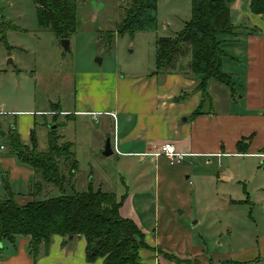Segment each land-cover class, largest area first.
Here are the masks:
<instances>
[{
  "label": "crops",
  "instance_id": "1",
  "mask_svg": "<svg viewBox=\"0 0 264 264\" xmlns=\"http://www.w3.org/2000/svg\"><path fill=\"white\" fill-rule=\"evenodd\" d=\"M230 17L234 32L220 38L226 57L222 70L224 65L238 67L242 62L240 79V71L232 78L236 97L230 99L222 90V97L209 93L210 105L205 103L202 114L195 117L202 97L195 92L196 81L183 75L179 64L171 74L156 75L154 69L142 78L110 73L78 75L73 110L61 109L58 103L56 111L37 109V83L21 65L0 69V132L4 134L0 137L7 147L1 157L0 176L11 191L19 194L14 188L25 186V194H20L32 199L30 189L37 182L33 170L10 152L11 134L29 147L31 131L36 133L55 116L57 132L63 143L72 145L77 166L82 159L95 160L96 150L106 139L117 159H138L136 163L120 162L115 174L107 176L105 172L98 189L121 202V217L137 225L149 246L168 253L175 246L179 228L176 208L187 210L190 218L194 212L227 211L229 221L248 226L251 247L236 254L238 263L264 262V17L253 15L246 0H234ZM72 123L70 132L67 128ZM114 144L120 155L114 152ZM163 144L173 145L186 157L170 164L157 155ZM214 162L216 173L210 168ZM77 170L71 173L75 175ZM58 195L55 190L49 197ZM221 197L228 202L222 203ZM199 223L197 219L193 225ZM28 242L24 237L13 243L1 242L0 264H103L102 260L87 262L86 242L80 236H53L47 246L39 247L36 256L30 253Z\"/></svg>",
  "mask_w": 264,
  "mask_h": 264
},
{
  "label": "rangeland",
  "instance_id": "2",
  "mask_svg": "<svg viewBox=\"0 0 264 264\" xmlns=\"http://www.w3.org/2000/svg\"><path fill=\"white\" fill-rule=\"evenodd\" d=\"M69 2L76 12V31L68 39L69 50L65 52L61 46V40L59 41L48 27L38 24L37 12L32 0H0V19L2 17L0 20V69L10 68V65H21L34 76L33 79L37 83V109L49 107L48 109L56 111L55 104L59 103L61 109L73 110L74 82L76 76L81 74L91 73L101 76L103 73H110L126 78H142L150 75L155 69V42L157 39L173 37L182 31L185 23L191 19V0H157V28L155 31L138 32L133 36L129 34L114 35L108 42L105 33L115 30V25L123 18L125 9L130 5V0H70ZM8 60L11 61V64L8 63ZM97 60H100V63ZM190 60L191 55L188 51L178 60L180 71L184 72L183 75H186L187 78H193L189 68ZM241 65L242 62L238 67L232 63L224 65L223 73L232 79L236 78L240 71L238 77L240 79ZM233 69L237 70L233 72ZM221 90L230 94V99L236 97L234 91L212 81L209 85L207 98L212 99L210 94H221L222 97ZM210 100L206 99L208 106ZM55 118V116L53 119L49 118L44 125L36 130L35 137L39 151L46 150V142L50 135L48 127L55 123ZM72 125L73 123L69 124V128H67L70 132L74 127ZM56 133L58 134L57 130ZM104 146L105 143L102 142L99 149L96 150L95 160L82 159L83 161L78 162V170L75 175H71L67 169L61 168L66 179L65 193L71 195L72 193L85 192L88 186L96 191L105 172L107 176L109 173L115 174V171H119L120 162L136 163L138 160L135 158L122 159L121 157L117 159L116 155L104 157L102 155ZM63 160L65 159L59 158L60 166L64 165ZM222 160L226 159L222 158ZM67 161L69 164L73 162L72 158ZM65 163L67 162L65 161ZM210 168L216 173L215 162ZM118 178H120L119 175ZM149 178L153 184V176L151 175ZM36 179L37 182L41 181L39 175H36ZM91 179H93V183ZM127 179L125 178V181ZM1 181L0 198H6ZM44 187L46 189L37 195L38 199L49 197L50 193L56 190L51 185ZM14 189L24 193L25 186L20 185ZM106 189L110 188L106 186ZM31 190L35 191L31 188L30 192ZM149 191L153 192V189L150 188ZM20 193H13L18 204L23 205L32 200L25 199V195ZM220 200L222 203L228 202L227 198L221 197ZM116 202H118L117 199ZM175 214L179 228L176 229L175 235L177 241L169 253L174 254L176 260L180 262L186 259H197L200 263L206 264L211 261L216 263L231 260L233 264H240L235 258L236 254L251 247L248 240V226L243 228L234 224L233 220L229 221L226 218L227 211L222 214L194 212L190 218L187 210L176 208ZM247 216L248 212L243 213L244 218L247 219ZM197 219L200 223L193 225ZM232 224H234L233 227ZM220 233L222 235H219ZM140 253L143 255L141 260L147 264H178L177 261L168 262L158 253L149 249H142ZM258 264H264V262Z\"/></svg>",
  "mask_w": 264,
  "mask_h": 264
},
{
  "label": "trees",
  "instance_id": "3",
  "mask_svg": "<svg viewBox=\"0 0 264 264\" xmlns=\"http://www.w3.org/2000/svg\"><path fill=\"white\" fill-rule=\"evenodd\" d=\"M70 0H32L40 26L48 27L60 41L69 39L76 31L75 9ZM253 15L264 17V0H246ZM234 0H191V19L185 23L182 31L173 37H163L155 42V74H171L176 71L178 60L187 51L191 55L190 73L196 81L195 92L202 97V105L195 111L194 117L202 114L201 108L207 103L208 85L215 81L219 85L234 91V82L222 70L221 37L231 35L230 5ZM157 28V0H130L124 16L115 25V30L105 33L108 42L114 35H135L138 32H151ZM188 49V50H187ZM54 126V128H52ZM50 131L46 150L39 151L35 132L30 133V146L20 143L13 132L9 140L10 152L17 161L29 167L41 181L32 185V200L20 205L5 178L0 176L6 198H0V243H13L17 237L28 239V249L37 255L41 245L47 246L53 236L62 238L83 237L86 242L87 262L102 260L103 264H147L141 260L140 250L149 249L158 253L168 262L178 264H202L199 260L186 259L180 262L172 253L150 247L137 225L121 217V202H116L113 194L93 191L88 186L85 192L67 195L64 191L66 181L61 168L71 173L77 164L67 161L73 157L72 145L63 143L56 133L57 125L48 127ZM59 158L67 163L59 165ZM67 164V165H66ZM72 174V173H71ZM48 184L53 186L58 196L40 200L37 195ZM36 193V194H35ZM156 250V251H155ZM233 264L231 260L216 262ZM208 262L206 264H216Z\"/></svg>",
  "mask_w": 264,
  "mask_h": 264
},
{
  "label": "built area",
  "instance_id": "4",
  "mask_svg": "<svg viewBox=\"0 0 264 264\" xmlns=\"http://www.w3.org/2000/svg\"><path fill=\"white\" fill-rule=\"evenodd\" d=\"M114 118V115H111ZM115 143V139H114ZM114 151L120 155V153L117 151V148L114 144L113 146ZM7 147L6 144L2 141L0 137V172H1V157L6 152ZM157 155L165 157L170 164H178L184 160L186 157L185 154L177 153L174 146L171 144H163L158 150Z\"/></svg>",
  "mask_w": 264,
  "mask_h": 264
},
{
  "label": "water",
  "instance_id": "5",
  "mask_svg": "<svg viewBox=\"0 0 264 264\" xmlns=\"http://www.w3.org/2000/svg\"><path fill=\"white\" fill-rule=\"evenodd\" d=\"M61 46L65 52L69 50V40L68 39H63L60 41ZM98 63H100V60H97ZM54 128V126H52ZM4 134L0 132V136L2 137ZM112 154V150L110 148V141L109 139H106L104 150L102 152V155L104 157H109ZM69 239H72V236L69 237Z\"/></svg>",
  "mask_w": 264,
  "mask_h": 264
}]
</instances>
